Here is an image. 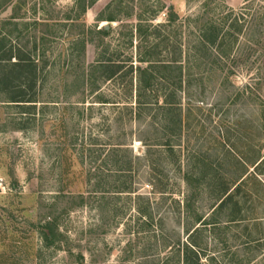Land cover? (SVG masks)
<instances>
[{
	"label": "rangeland",
	"instance_id": "1",
	"mask_svg": "<svg viewBox=\"0 0 264 264\" xmlns=\"http://www.w3.org/2000/svg\"><path fill=\"white\" fill-rule=\"evenodd\" d=\"M83 4L85 12L81 0H0V40L45 67L32 116L31 107L7 103L1 86L0 264H162L161 236L183 237L175 201L193 193L184 176L197 181L204 164L235 178L240 162L264 155V0ZM206 7L216 17L244 14L248 30L228 59H210L206 76L192 82L182 130L172 134L162 114L137 108L129 68H145L151 28L172 12L185 19ZM101 28L109 35H98ZM102 58L121 63L120 75L100 78L92 67ZM258 179L264 185V173ZM193 185L195 207L206 212L208 191ZM253 191L261 214L263 194ZM138 209L151 214V229Z\"/></svg>",
	"mask_w": 264,
	"mask_h": 264
},
{
	"label": "trees",
	"instance_id": "2",
	"mask_svg": "<svg viewBox=\"0 0 264 264\" xmlns=\"http://www.w3.org/2000/svg\"><path fill=\"white\" fill-rule=\"evenodd\" d=\"M81 3L80 8L85 12L83 0ZM210 13L206 7L202 13L185 19L173 12L169 14L164 24L151 28L153 42L145 48V55L139 60L145 68H129L130 74H136L137 108L153 109L157 115L162 114L173 127L172 134L182 130L181 102L183 96L192 90V82L197 77L206 76L210 59L214 65L228 59L237 34L248 30L249 21L245 20L244 14L233 17L234 12L227 10L216 17ZM107 22L113 23L114 20ZM109 31L110 28H101L98 35L106 37ZM32 50H36L35 46ZM31 56L23 54L20 49L8 48L0 40V91L4 86L3 91L11 94L7 103L31 107L32 116L36 111L34 91L38 73H42L45 67L41 68ZM11 59L15 60L12 64ZM3 62H8L9 66H2ZM122 66L102 58L92 69L100 78L109 81L120 75ZM201 68L204 70L199 72ZM130 81L131 86L132 79ZM26 88L31 95L27 94ZM239 164L242 172L235 178L223 176L215 166L204 164L205 173L197 181L192 182L190 175L184 176L182 181L189 192L194 193L193 184L208 191L209 207L206 212L195 207V193L188 192L190 195L175 201L178 218L184 217L186 223L182 226L183 237L174 232L178 237L171 242L168 236H161L160 245L167 252L162 264H264V212L258 214L261 196L253 191L259 189L264 199V185L258 179L264 173V155L258 153L250 166L246 162ZM138 211V222L144 220L148 230L151 229V214L141 209ZM159 227L163 228L162 222ZM46 229L48 232L44 238L49 241L51 226Z\"/></svg>",
	"mask_w": 264,
	"mask_h": 264
}]
</instances>
